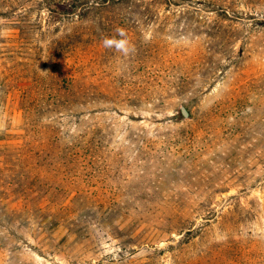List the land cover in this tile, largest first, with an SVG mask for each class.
<instances>
[{
	"label": "rangeland",
	"instance_id": "obj_1",
	"mask_svg": "<svg viewBox=\"0 0 264 264\" xmlns=\"http://www.w3.org/2000/svg\"><path fill=\"white\" fill-rule=\"evenodd\" d=\"M0 264H264V0H0Z\"/></svg>",
	"mask_w": 264,
	"mask_h": 264
},
{
	"label": "clouds",
	"instance_id": "obj_2",
	"mask_svg": "<svg viewBox=\"0 0 264 264\" xmlns=\"http://www.w3.org/2000/svg\"><path fill=\"white\" fill-rule=\"evenodd\" d=\"M120 39H117L115 37L112 38H104L102 43L104 47L106 48H115L118 52H121L125 55H127L130 51L131 48L129 46V41L125 38V32L123 29H117L116 30Z\"/></svg>",
	"mask_w": 264,
	"mask_h": 264
},
{
	"label": "water",
	"instance_id": "obj_3",
	"mask_svg": "<svg viewBox=\"0 0 264 264\" xmlns=\"http://www.w3.org/2000/svg\"><path fill=\"white\" fill-rule=\"evenodd\" d=\"M180 113L182 114L184 119H189L191 116L189 110L184 105L180 106Z\"/></svg>",
	"mask_w": 264,
	"mask_h": 264
}]
</instances>
